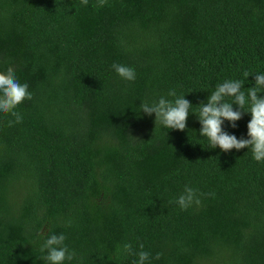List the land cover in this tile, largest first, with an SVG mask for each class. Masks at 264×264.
Segmentation results:
<instances>
[{"label": "trees", "instance_id": "16d2710c", "mask_svg": "<svg viewBox=\"0 0 264 264\" xmlns=\"http://www.w3.org/2000/svg\"><path fill=\"white\" fill-rule=\"evenodd\" d=\"M9 67L32 99L21 123L0 114V264H48L52 234L76 253L64 264H264V162L211 149L193 115L264 73V0H0ZM173 89L193 106L184 132L139 107ZM250 118L224 131L246 139ZM186 185L201 203L181 210Z\"/></svg>", "mask_w": 264, "mask_h": 264}, {"label": "clouds", "instance_id": "9594fccd", "mask_svg": "<svg viewBox=\"0 0 264 264\" xmlns=\"http://www.w3.org/2000/svg\"><path fill=\"white\" fill-rule=\"evenodd\" d=\"M81 5L87 6L88 0H80ZM107 0H97V6L103 7ZM115 73L125 81H134L136 78L135 70L131 67L113 64ZM244 76L249 77L245 72ZM254 86L247 88L245 93L242 90L243 83L240 80H225L218 84L215 90L208 95L206 103L202 102L195 108L198 112L193 114L197 117L200 124L199 136L208 140L211 149L219 148L222 152L231 150L240 151L241 149L250 150L252 158L256 162H264V73L254 76ZM168 99L160 97L153 102L145 101L140 104L141 111L147 115L154 114V125L159 124L168 130L184 132L187 120L190 115L191 103L184 96H178L176 91L170 90ZM32 93L28 90L27 83H20L14 73L13 68L9 67L6 72H0V114L11 115L15 119L9 121V126L13 123H21L23 117L15 109L25 100H31ZM236 106L234 110L233 106ZM247 106V111L245 107ZM247 113L250 114V121L247 124V138H237L224 131L223 125L227 121L229 126L236 128V122ZM171 203V201H170ZM175 203L181 210H187L193 204L200 205L201 201L197 197L195 189L185 186L182 194L178 196ZM66 237L63 234H52L44 241L40 251L45 252L43 257L48 264H64L71 261L76 253L70 251L65 245ZM124 250L131 252V245L125 244ZM143 249V245H140ZM136 264H145L149 260L150 253L139 251ZM161 254L157 253L155 259H160Z\"/></svg>", "mask_w": 264, "mask_h": 264}]
</instances>
